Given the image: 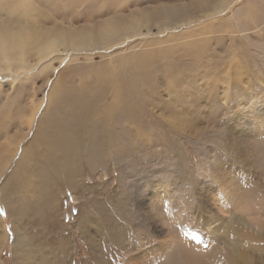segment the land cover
I'll return each instance as SVG.
<instances>
[{"label":"rangeland","instance_id":"1","mask_svg":"<svg viewBox=\"0 0 264 264\" xmlns=\"http://www.w3.org/2000/svg\"><path fill=\"white\" fill-rule=\"evenodd\" d=\"M24 1L31 5L18 6L16 12H22L26 19L36 21L33 18L40 9L45 12V19L55 18L54 12L31 9L37 6L34 0ZM73 1L55 2L62 13H69L73 24H82L86 12L103 2ZM81 1L83 5L73 11L71 5L75 7ZM107 1L105 15L92 19L108 17V13L118 9L117 5L125 9L124 12L141 13L153 9L156 2L161 4L160 0ZM197 1L170 0L184 3L189 12L194 11L190 14L194 19L182 27L157 32L153 26L148 32L143 29L140 36H133L123 45L109 46L105 51L92 52L93 55L86 51L82 52L85 56H67L61 63L55 59L52 70H44L21 84L16 81V89L0 99V159L5 153L3 150L13 147L26 126L23 119L27 109L35 103L41 104L27 136L0 171V209H3L0 212V264H126L154 243L165 240L162 236L171 221L166 218L161 221L157 215L165 213L164 205L169 203L161 196L163 192L180 203L182 213L192 214L193 224L205 218L215 224L230 213L255 225L260 223L261 228L257 230L261 234V245L254 250L249 248V260L245 264H264V134L260 135L262 140L254 142L256 162L249 167L239 166L238 162L242 161L237 162L232 157L235 153L227 146L229 152L224 148L225 131H235V115L241 114L239 109L244 110L247 104L254 102L259 104L264 97V0H229L218 17L208 18L199 11V18L195 19ZM68 15L62 17L68 18ZM131 55L136 57L134 59L147 57L141 60L143 75L136 79L129 70L132 68L127 66ZM119 63L122 66L116 67ZM82 66L86 69L82 70ZM106 76L109 81L104 84L101 80ZM116 79H126L125 93L121 95L114 84ZM60 86H70L77 94L98 103L100 114H92L89 122L98 130L100 140L105 139L98 153L90 148L89 142H76L73 137L72 143H76L70 151L72 161H68L70 165L65 172L59 168V159L57 168L52 166L53 162L42 164L43 159L53 157L51 149L44 152V157L33 152L38 147L39 130L47 125V117L54 118L65 130L70 127L66 114L57 119L60 113L56 107L62 104L54 101V94ZM116 93L119 94L117 99ZM68 107L67 104L64 111L67 112ZM240 119L245 127L252 123L250 117ZM27 149V158L19 161ZM212 154L220 158L216 159L220 160L217 164L221 162L224 171L234 168V175L241 177L235 181L233 205L226 204L222 195L212 208L204 205V197L210 198L206 204L214 203L221 184L216 179H208L216 188L210 195L208 187L204 186L207 180L199 172L201 165H209ZM230 156L232 158L227 160ZM23 161L31 163L27 173L34 178L20 184L22 176H15L11 171L18 162L24 165ZM15 182L20 188L12 192L10 203L5 206L1 192L12 191L15 186L12 188L11 184ZM4 183L10 188L1 186ZM166 184L171 189H166ZM160 185L164 186L161 191ZM173 188L178 191L174 192ZM143 196L153 202V209L147 215L156 214L152 222L156 225L143 222L137 201ZM161 228L163 233L156 231ZM202 240L205 243V239ZM191 249V255L195 251L202 252L199 248ZM199 253L196 254H202ZM187 260L186 263L167 260L170 263L161 264L174 261L187 264Z\"/></svg>","mask_w":264,"mask_h":264},{"label":"bare ground","instance_id":"2","mask_svg":"<svg viewBox=\"0 0 264 264\" xmlns=\"http://www.w3.org/2000/svg\"><path fill=\"white\" fill-rule=\"evenodd\" d=\"M34 1L37 3V6H34L31 9L36 11L37 8H42L54 12L55 14L53 17L59 19H45V12L40 9V12H36L37 15H35L33 18L36 19V21H32L30 19H26L22 12H16L21 6L25 7V5H31L27 1L0 0V99L2 97L6 98L13 88L16 89L14 86L16 81L21 84V82L36 76L44 70H52L55 59L60 60L61 63V60L67 56L81 55L82 52L85 54L86 51L90 52L91 54L95 51H105L109 46L116 47L123 45L128 40L132 39L133 36H140L143 29L148 32L153 26H155L157 32H160L182 27L183 25L190 23V20L194 19V15H190L194 11L189 12L184 3H172L170 0H160L161 4L156 2V4L152 6L154 7L153 9H145L141 13L136 12L137 14L130 10L128 12H124L123 10L125 9H122L120 5H117L118 9L114 12L108 13V17L104 19H92L105 15L103 13L108 9V1L103 0L98 8H94L91 11L86 12L82 24H79L77 21L76 22L78 24H73L71 23L72 20H70V15H68L69 13H62L60 8H58V4H55L56 0ZM144 1L151 2L155 0ZM228 1L229 0L197 1L194 4L197 9L195 10V19L199 18V11H202L204 16L208 18L218 17L224 11L225 5H228ZM71 2L74 1L71 0ZM122 2H124V0H121V3ZM81 5H83L82 1L75 7L73 5H71V7L72 9L74 8L73 11H76L79 10ZM101 10L104 11L96 15ZM65 15H68V18H64ZM63 19L66 20L62 21ZM132 56L134 55H131V61L127 66L132 68L129 70L133 73V78L136 79L143 75L142 71L144 62L142 61L146 60L147 57L145 58L144 56L145 59L143 58V60L142 58L134 59L136 57L132 58ZM109 64L110 66L112 65L111 60ZM84 65L86 66L87 64ZM88 66L90 65H87V67ZM121 66L122 65L119 63L116 67ZM83 67L84 66L81 68ZM84 69H86V67L82 70ZM90 75L96 81L93 73H90ZM125 80L126 79H116L114 81V84L118 86L120 95L123 92L125 93L126 88L123 86ZM108 81V76L101 80V82L104 84L108 83ZM87 88L89 89V86ZM118 97L119 94L116 93L115 98L117 99ZM54 101H59V103L62 104V106H59L60 110L59 107H56V110L58 113H60L58 114L57 119L61 118L63 114H66L67 118L70 120V127L69 129L65 130V128H61L59 122L55 121L54 118H50V116L47 117V125L41 129L39 128L40 130L38 132L39 137L37 143L38 147L35 148V151L33 152H36V155L39 156H41L40 154H43L44 157V152L47 150L50 151L51 149V151H54L53 157L43 159L42 164L46 162L47 164L53 162L52 166L55 165V168H57L59 159V168L65 172L68 168L67 165H70L68 161H72L70 151L76 142L82 141L86 144L89 142L90 148H94L98 153L101 152V148L104 147L105 139L102 138L100 140L98 130H95V126L89 122L90 116L92 114L95 112L100 114V106L96 101H91V99L74 92L73 88L70 86H60V89H57L54 94ZM261 101V103H259L258 100L259 104L253 101L254 103L247 104L246 107L243 108L244 110L239 109L240 111H238L241 114L239 116L235 115V131H225L226 136L224 139H226V145L224 148L226 149V152L229 150L231 153H235V155L233 154L232 157L237 162L238 159L242 161V163L238 162L239 166L245 165L249 167L251 163L256 162L253 151L254 142L262 140L263 138L260 137V135L264 134V97L261 99ZM26 103L29 104L27 99ZM48 104L47 112L49 115L51 103L49 102ZM67 104L69 107L67 108L68 111L66 112L64 109ZM40 105L41 104L39 103H35L31 108L27 109L26 115L23 119L26 126H24V128H22L20 131V134L17 136V140L13 143V147L9 151L8 148L3 150L5 153L0 159V171L5 168L7 163L16 152L20 142L27 136L33 125V119L37 114ZM43 109H45V107ZM243 116L244 118H246V116L251 118L249 120L252 123L249 127H245L239 122L241 120L240 118ZM51 126H54L53 129H51ZM73 137H76V142L74 144L72 143ZM53 140L55 144L52 145ZM93 143H98V145L94 146ZM53 146H57L58 148L55 149ZM208 151L211 154L212 151L209 149ZM6 152H8V155H6ZM28 153V149L27 151H24V154H22L19 161L22 159L24 160L25 157L27 158ZM203 154L205 157V153ZM209 157V165L205 167H202L203 165H201V167H199V172L202 173V178L207 180L205 181L206 185L204 186H207L208 193L212 194L216 188L214 189L213 184L210 183L208 179H211V181L216 179L221 182V184L218 187L215 185L219 189V192L213 200L214 203L209 202L206 204L207 200L210 198L204 197V205H206V207L212 208V206L215 205V200L218 199V196L221 199L220 195L224 197L226 204L233 205L235 203L234 195L237 190L235 187V181L240 180L241 177L238 174L235 176L236 171L234 168H229V174L227 172L229 169L224 171L225 169L221 167V162L219 165L217 164V162L220 160L218 161L216 159H220L219 157H216L213 154L209 155ZM232 157H228L227 160H230ZM30 165L31 163H24V165H20V162H18L15 168L11 171V173L15 176H22L20 184L23 181L26 182L27 179L31 180L34 178L33 175H29L27 173ZM229 177H232V179H229ZM233 177L235 178L233 179ZM12 178L19 181V178ZM7 184L4 183L1 186L6 187L8 186ZM11 186L12 188L15 186L12 191H7L9 189H5L1 192V202L5 206L10 203L9 201L10 197L12 196V192L17 191L20 188V185L16 182L11 184ZM163 187L164 186L160 185V191L163 189ZM165 188H170V186L166 184ZM172 190H174V188ZM176 191L178 190H174V192ZM208 193L207 195H209ZM161 196L168 200L169 203L164 205V208L166 209L165 213L159 212L157 215L161 221H166L168 219L171 221L168 224L166 234L162 236V238H165V240H159L157 243H154L147 250L145 249L143 253L139 254L137 258H134L135 260H130L126 264H161L162 262L170 263L167 260L175 259L176 262L180 260L183 263H186L188 258H190L192 264H245L246 261L249 260H247V252L250 251L249 248H253V250L257 249L256 247L260 244L261 234L258 232L259 229L257 230V227L261 228L260 223L255 225V223L243 221L241 216L236 217L235 214L230 213L227 218H224L215 224H212V222H207V220H205L206 218L204 219L205 221L201 220V223L194 221L193 224L192 214L188 212L182 213L180 203L174 201L164 192L161 194ZM137 201L139 210L142 211L143 222H148V225H156V222H154L155 224L152 223L156 219V214H151L149 216L147 215V212H151L153 209V202H151V198L143 196L142 199H137ZM220 207L223 208L222 204H220ZM219 210L221 209H218L217 211ZM210 212H212V210ZM256 216L259 215L256 214ZM164 218H166V220ZM254 218L257 217L254 216ZM213 221H215V219H213ZM156 231L163 233L162 228ZM202 239H205V243H202ZM181 247H183V250ZM191 248H195V250L199 248L200 250H198L200 252L202 251V254L198 251H194L197 254H201L202 256L197 255L195 252H191V255L189 253L192 251ZM193 254L196 255L194 256ZM187 261V264L191 262L189 260ZM173 264H175V261Z\"/></svg>","mask_w":264,"mask_h":264},{"label":"snow or ice","instance_id":"3","mask_svg":"<svg viewBox=\"0 0 264 264\" xmlns=\"http://www.w3.org/2000/svg\"><path fill=\"white\" fill-rule=\"evenodd\" d=\"M0 212H3V209H0Z\"/></svg>","mask_w":264,"mask_h":264}]
</instances>
